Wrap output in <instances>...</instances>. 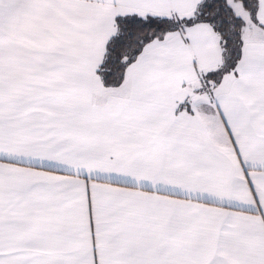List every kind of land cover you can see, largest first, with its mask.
I'll list each match as a JSON object with an SVG mask.
<instances>
[{
	"label": "snow or ice",
	"instance_id": "6c2138e0",
	"mask_svg": "<svg viewBox=\"0 0 264 264\" xmlns=\"http://www.w3.org/2000/svg\"><path fill=\"white\" fill-rule=\"evenodd\" d=\"M0 264H264V0H0Z\"/></svg>",
	"mask_w": 264,
	"mask_h": 264
}]
</instances>
